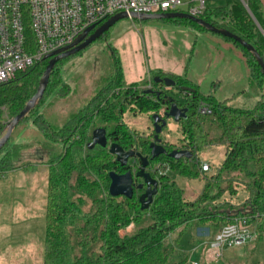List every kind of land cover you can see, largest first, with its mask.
<instances>
[{"label":"trees","instance_id":"obj_1","mask_svg":"<svg viewBox=\"0 0 264 264\" xmlns=\"http://www.w3.org/2000/svg\"><path fill=\"white\" fill-rule=\"evenodd\" d=\"M244 2L247 7L240 0H227L224 7L206 12L200 19L251 45L264 61V35L259 29L264 30V0ZM171 21L204 29L189 20ZM225 40L241 50L252 85L262 92V100L251 110L231 107L212 95H202L194 87L195 92L185 93L182 88L190 87L185 79L177 75L168 78L162 72L158 73L162 78L154 77L152 91L138 85L127 86L121 62L113 50L112 69L86 107L56 129L37 113L46 94L59 85L55 79L57 66L71 57L55 65L42 100L20 123L35 115L32 123L41 136V150L49 159L44 264H186L187 258L179 262L177 258L187 229L206 228L212 241L222 228L243 217H248L255 228L256 241L264 237V76L252 53L231 39ZM49 61L0 84V139L9 121L35 95ZM155 78L170 79L184 95L185 103H176L187 109L186 118L176 124L181 131V149L190 152L192 158L176 161L165 155L150 161L148 173L152 165H157L153 176L159 179L158 193L149 209L141 211L137 188L132 199L109 194L111 172L124 174L140 169V163L133 159L122 167L109 153V146L116 143L125 151L133 150L150 159L155 133L143 138L129 129L122 118L127 109L135 116L165 118L172 101L166 98L165 84L155 83ZM68 89L60 87L58 94L66 96ZM202 108L211 113L202 115ZM100 128L107 132L108 147L89 149L93 132ZM221 146L226 149L225 159L216 173L207 177L199 153ZM27 148L25 144H14L10 138L0 151V178L20 170H34L31 164L19 166ZM171 149L174 151L173 146ZM196 179L204 182L203 189L197 199L188 200L184 183ZM135 182L136 177L134 185ZM233 199H240L239 204H233ZM131 226L134 230L129 232Z\"/></svg>","mask_w":264,"mask_h":264},{"label":"rangeland","instance_id":"obj_2","mask_svg":"<svg viewBox=\"0 0 264 264\" xmlns=\"http://www.w3.org/2000/svg\"><path fill=\"white\" fill-rule=\"evenodd\" d=\"M189 1L183 0V3ZM226 4V0H209L207 12L212 13L214 9ZM187 11L188 6L183 5L177 12ZM212 17L215 18L214 15ZM171 20L126 18L118 21L83 52L57 66L55 79L59 80V85L51 88L46 94L37 107V113L44 115L54 128L59 129L71 115L84 109L88 100L96 93L103 77L109 75L112 69L113 59L110 54L113 50L121 62L127 86L150 87L154 77H161L158 73L162 72L163 76L168 78L173 75L181 76L190 86L186 88H197L202 95H212L218 101L227 102L234 108L251 110L262 100V92L252 85L247 59L239 48L220 35ZM169 85L168 81L165 82V87L169 88ZM63 86L69 88L66 96L58 94V89ZM166 91L169 99L185 103L183 94L178 89L169 88ZM34 116L32 114L29 120L15 129L12 141L17 140L29 146L23 152L20 165L31 164L35 168L25 172L21 186H16L11 178L1 181L0 203H3L4 208L0 211V221L10 220L8 208L13 203L21 202L31 206L32 208L23 210L22 217L27 222L31 219L34 224L32 239H35L36 245L42 244L40 253L43 264L49 159L41 150V136L32 123ZM122 122L143 138L154 135V121L149 115L135 116L133 111L127 109ZM166 124L161 133L163 142L170 150L172 146L174 150L183 148V143L180 142V127L173 119L166 120ZM225 154L226 149L223 146L208 147L199 153L201 166H210L206 172L208 175L205 176L210 177L216 173L225 159ZM156 168L157 165H152L149 173L152 174ZM162 171L160 168L161 173ZM137 172V169L134 170V175ZM201 177L203 180V176ZM201 179L184 183L186 199L198 198L204 186ZM140 181L136 179V183ZM238 196L243 198L242 194ZM225 197L229 201V197ZM137 198L139 199V194ZM231 202L238 205L240 199H233ZM133 230V226L128 229L129 232ZM209 233L206 228L187 229L179 243L181 255L177 262L184 257L188 259L186 264H264V237L241 247L228 248L217 260L213 253L208 257L209 247L205 243Z\"/></svg>","mask_w":264,"mask_h":264},{"label":"built area","instance_id":"obj_3","mask_svg":"<svg viewBox=\"0 0 264 264\" xmlns=\"http://www.w3.org/2000/svg\"><path fill=\"white\" fill-rule=\"evenodd\" d=\"M208 1L0 0V84L51 59L46 57L70 49L86 31L97 29L115 15L174 13L187 5L186 14L201 18L207 12ZM240 1L246 6L244 0ZM144 89L150 90L151 86ZM200 113L211 112L202 108ZM202 168L207 172L210 166L203 164ZM256 239L250 219L243 217L222 228L212 241L208 237L205 245L209 247L208 257L213 253L218 260L226 249L241 247Z\"/></svg>","mask_w":264,"mask_h":264},{"label":"water","instance_id":"obj_4","mask_svg":"<svg viewBox=\"0 0 264 264\" xmlns=\"http://www.w3.org/2000/svg\"><path fill=\"white\" fill-rule=\"evenodd\" d=\"M247 7V6H246ZM126 18L131 19H164V20H170V19H184L189 20L193 23H195L198 26L203 27L205 30L220 35L224 38H228L233 40L234 42L239 43L243 48H245L248 52L252 53L255 57L257 64L260 66L263 72L264 76V61L260 57V55L256 52V50L237 36L231 34L230 32L222 29H218L209 23H206L204 20L200 18L193 17L186 13H162V14H156V15H127L126 13H121L118 15L113 16L108 21H106L103 25L98 27L97 29L91 28L86 33L80 37V39L68 50L64 52H58L55 54H52L46 59H50L44 75L42 79L40 80L39 87L35 93V95L29 100V102L26 104L25 108L21 111L19 115H17L14 119H12L8 124L6 128L5 135L0 139V151L2 148L8 143L10 138L12 137L15 129L19 126V124L30 114L31 111H33L37 104L42 100L44 93L47 90L49 80L51 77V74L53 72V69L57 63L60 61L66 60L70 57H73L80 52H83L85 49H87L90 45H92L94 42L99 40L105 33H107L111 27H113L118 21ZM259 27V26H258ZM260 31L264 35L263 30L259 27ZM155 83L160 84L165 82H169V87H174L175 83L171 81L170 79H164L161 80L160 78H156ZM182 91L184 92H195L192 89L189 88H182ZM160 94H158L159 96ZM263 95H264V87H263ZM167 98V97H166ZM170 101H173L170 99ZM187 109H180L176 102H173L169 111L165 114V118H161L158 115L153 116L154 121V142L151 144V154L150 159L147 157H143L141 154L136 153L135 151H125L122 147H120L118 144L113 143L109 146V153L116 157V161L122 166L126 167L131 159H138L140 162V169L135 174L136 179H143V184H140L138 189L142 190L144 186H146L145 193L140 196L139 198V204L141 211L148 210L151 204L153 203L154 197L158 193V187H159V180L152 177L150 173H148L146 170L150 164V161H153L160 156L167 155L171 159H174L176 161H179L183 158L191 159L192 154L188 151H178L174 150L173 152L167 154L166 149L161 145V138L160 135L162 133V129L166 127V120L173 119L175 123H178L180 119L186 118ZM95 146H100L101 148H107L108 147V138H107V132L105 129H97L93 132L92 141L89 144V149H93ZM133 173L131 171H127L124 174H117L115 172H111L109 174L110 179V187H109V194L112 197H125L127 199H132L134 196V178Z\"/></svg>","mask_w":264,"mask_h":264},{"label":"crops","instance_id":"obj_5","mask_svg":"<svg viewBox=\"0 0 264 264\" xmlns=\"http://www.w3.org/2000/svg\"><path fill=\"white\" fill-rule=\"evenodd\" d=\"M13 143L25 144L19 143L17 140ZM19 166L21 165L19 164ZM9 178H11L16 186H21V182H23V179L25 178V172L20 170L8 175L6 178H0V184L1 181H8ZM2 204L3 203H0V211L4 208ZM30 207L21 204V202L13 203V205L8 208L10 220L7 219V221H0V264L42 263V255L40 253V247L42 244L36 245L35 239H32V232L35 231L34 224L31 222V219L27 222L23 218V210ZM40 241L41 240H39V242Z\"/></svg>","mask_w":264,"mask_h":264},{"label":"flooded vegetation","instance_id":"obj_6","mask_svg":"<svg viewBox=\"0 0 264 264\" xmlns=\"http://www.w3.org/2000/svg\"><path fill=\"white\" fill-rule=\"evenodd\" d=\"M166 88H167V87H165V89H166ZM169 88L172 89V88H175V87H169ZM169 88H167V89H169ZM151 89H152V85H151ZM151 89H150V90L148 89V91H152ZM167 89H166V90H167ZM189 89H190V88H189ZM185 93H188V92H185ZM166 96H167V95H166ZM183 96H184V95H183ZM167 98H168V97H167ZM184 100H185V99H184ZM173 102H174V101H172V103H173ZM176 104L178 105V107H179L180 109H182V110L185 109V108L182 107L180 104H178V103H176ZM175 124H176V123H175ZM166 126H167V125H166ZM165 128H166V127H165ZM161 140H162V139H161ZM153 142H154V141H153ZM161 145L166 149L167 154L173 152V151H169V146H167V145L163 142V140H162V142H161ZM168 151H169V152H168ZM178 151H185V150H184V149H179ZM131 160H132V159H131ZM133 160H135L136 162H139L138 159H135V158H134ZM139 163H140V162H139ZM146 171H147V170H146ZM154 173H155V172H153L152 174L150 173V174L152 175L153 178L156 179V177L153 176ZM134 179H135V178H134ZM137 180H139V179H137ZM140 180H141V181H140L139 183H136V182H135V188H137V190H138L139 193H140V194H139V198H140L141 195H143V194L145 193V190H146V186H144V188H143L142 190H139V189H138L139 185L144 183V182H143V179H140Z\"/></svg>","mask_w":264,"mask_h":264}]
</instances>
